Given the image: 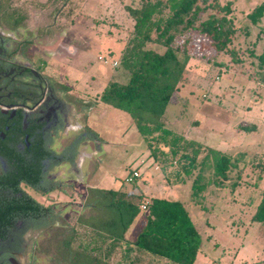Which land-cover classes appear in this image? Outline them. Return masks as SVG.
<instances>
[{"label": "rangeland", "instance_id": "374dc122", "mask_svg": "<svg viewBox=\"0 0 264 264\" xmlns=\"http://www.w3.org/2000/svg\"><path fill=\"white\" fill-rule=\"evenodd\" d=\"M1 2L7 4L1 10L5 19L0 14L2 36L46 76L68 88L70 99L92 104L79 112L64 98L63 114L70 126H63L48 141L56 157L63 156L65 149L67 156L76 150V156L73 163L53 165L50 174L58 176L60 190L46 196L31 193L38 203L61 211L74 225L88 188L120 190L125 199L140 207L138 222L126 234L133 240L147 215L142 206L149 205V197L167 198V186H175L173 196L186 208L201 236L193 264H264V224L251 221L264 191V68L251 56L264 43V0H220L231 4L236 29L228 52L215 54L198 37L192 39L186 49L191 55L187 70L162 117L166 129L189 140L232 157L245 154L226 187L210 188L201 206L190 200V185L199 173L204 152L186 176L188 164L179 160L181 153L172 157L168 148L156 142L149 149L128 114L99 100L109 82L125 84L129 79L119 65L133 27L125 8H138L141 0ZM16 14L24 18L23 23L10 29L7 16ZM187 36V32L177 31L173 47L181 46ZM84 128L95 134L91 140L82 135ZM191 150L189 147L188 153ZM133 170L139 177L125 183ZM203 174L207 179L211 171L205 168ZM181 180L187 183L181 184ZM40 239L37 234H26L25 251L14 260L18 264H51L49 256L34 251V243ZM120 253L116 251L110 258L113 264L120 262Z\"/></svg>", "mask_w": 264, "mask_h": 264}, {"label": "trees", "instance_id": "16d2710c", "mask_svg": "<svg viewBox=\"0 0 264 264\" xmlns=\"http://www.w3.org/2000/svg\"><path fill=\"white\" fill-rule=\"evenodd\" d=\"M5 6L7 4L0 0L2 18L5 16L1 10ZM125 10L133 27L119 65L129 79L125 84L109 82L99 100L128 114L149 149L153 148L151 143L156 142L168 148L172 157L181 153L179 160L188 164L184 168L186 176L204 152L199 173L190 185V200L200 205L210 188L226 187L230 173L244 161L245 154L232 157L189 140L166 129L162 117L187 70L191 55L186 49L192 39L198 37L196 40L209 46L215 54L228 52L236 33L232 6L221 4L220 0H141L138 8L129 6ZM7 17L10 29H17L24 20L18 14ZM252 20L255 21V17ZM177 31L187 32L188 36L181 46L173 47ZM251 56L259 68H264V44L259 54L251 52ZM58 87L67 94L68 88ZM66 98L79 112L92 106L82 100ZM83 130L89 139L94 137L88 128ZM34 141L33 154L18 153L15 161L7 163L4 170L0 169V251L24 252V236L31 233L41 238L34 243V251L49 256L51 264H113L110 258L116 251H121L117 264L153 260L166 264L194 263L201 236L180 201L152 198L146 206L143 227L129 242L125 234L139 216L140 207L125 199L119 190L88 188L74 225L53 207H44L28 196L16 197L19 183L38 185L42 179V161L53 155L40 136L35 135ZM73 152L72 163L76 156V151ZM152 155L156 160L154 151ZM205 168L211 171L207 179L203 174ZM235 185L233 183L231 188ZM4 190L9 194L4 195ZM17 221H23L24 226L15 227ZM251 221L264 224V191Z\"/></svg>", "mask_w": 264, "mask_h": 264}, {"label": "flooded vegetation", "instance_id": "af4514ba", "mask_svg": "<svg viewBox=\"0 0 264 264\" xmlns=\"http://www.w3.org/2000/svg\"><path fill=\"white\" fill-rule=\"evenodd\" d=\"M58 86L0 33V165L3 170L7 163L16 160L18 153H34L35 135L40 136L46 149L53 152L48 139L57 136L63 126H70L63 114L65 105L62 102L67 95ZM69 107L76 108L72 103ZM82 135L88 136L87 133ZM64 152L63 156L53 154L43 160L42 179L38 185L33 187L21 182L15 196H28L38 203L31 193L46 196L60 190L59 178L51 176L50 170L57 162H71L74 152L69 156L67 149ZM3 194L8 195L9 191L4 190ZM14 226L23 227L24 222L17 221ZM21 254L0 251V264H18L14 258Z\"/></svg>", "mask_w": 264, "mask_h": 264}, {"label": "crops", "instance_id": "0c3cea01", "mask_svg": "<svg viewBox=\"0 0 264 264\" xmlns=\"http://www.w3.org/2000/svg\"><path fill=\"white\" fill-rule=\"evenodd\" d=\"M264 44V43H263ZM260 50V49H259ZM260 53V52H259ZM259 53H256V54H259ZM116 67H117V65H116ZM151 184H149V186H150ZM152 187V186H151ZM175 186H167V188L169 189V190H167V192H166V194H167V198H165V197H163L164 199H168V200H175V201H178L177 200V198H175L174 196H173V192H174V188ZM95 188H99V189H104V188H100V187H95ZM156 189V188H155ZM163 189H164V187L163 188H161V192H163ZM152 190H154V188L152 187ZM120 191V190H119ZM156 191V190H155ZM161 192H159V194L161 193ZM140 195L141 196H143L144 197V199L145 200H147L146 199V195L144 194V193H140ZM152 198H160V197H149V199H152ZM138 219H139V217H137L136 218V220L133 222V224H136L137 222H138ZM132 224V225H133ZM143 225H144V222L141 224V227H139L138 229H137V232L135 233V235H134V237H133V240H134V238H135V236H136V234L140 231V229L143 227ZM128 232V231H127ZM127 234V233H126ZM126 234H125V239L127 240V241H129V242H131V241H133V240H130L127 236H126Z\"/></svg>", "mask_w": 264, "mask_h": 264}, {"label": "built area", "instance_id": "2783aa9c", "mask_svg": "<svg viewBox=\"0 0 264 264\" xmlns=\"http://www.w3.org/2000/svg\"><path fill=\"white\" fill-rule=\"evenodd\" d=\"M105 63H106V62H105ZM112 65H113V66H116L117 63L114 62ZM138 177H139V173H138L136 170H133L131 173H129V174L125 177L124 181H125V183H127V184H131V183H133ZM142 209L145 210V209H146V206H142Z\"/></svg>", "mask_w": 264, "mask_h": 264}]
</instances>
